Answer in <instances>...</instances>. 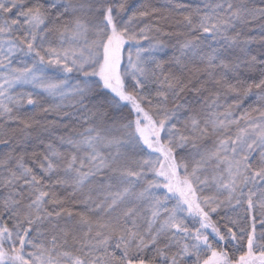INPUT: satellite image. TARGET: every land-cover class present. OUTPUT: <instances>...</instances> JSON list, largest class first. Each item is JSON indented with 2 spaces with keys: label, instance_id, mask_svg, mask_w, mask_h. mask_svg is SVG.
Listing matches in <instances>:
<instances>
[{
  "label": "snow or ice",
  "instance_id": "6c2138e0",
  "mask_svg": "<svg viewBox=\"0 0 264 264\" xmlns=\"http://www.w3.org/2000/svg\"><path fill=\"white\" fill-rule=\"evenodd\" d=\"M0 264H264V0H0Z\"/></svg>",
  "mask_w": 264,
  "mask_h": 264
}]
</instances>
